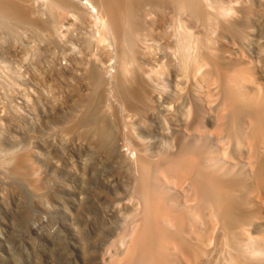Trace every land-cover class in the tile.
Returning a JSON list of instances; mask_svg holds the SVG:
<instances>
[{
    "label": "bare ground",
    "instance_id": "1",
    "mask_svg": "<svg viewBox=\"0 0 264 264\" xmlns=\"http://www.w3.org/2000/svg\"><path fill=\"white\" fill-rule=\"evenodd\" d=\"M28 31L121 118L98 123L131 179L104 264H264V0H0V53Z\"/></svg>",
    "mask_w": 264,
    "mask_h": 264
},
{
    "label": "rangeland",
    "instance_id": "2",
    "mask_svg": "<svg viewBox=\"0 0 264 264\" xmlns=\"http://www.w3.org/2000/svg\"><path fill=\"white\" fill-rule=\"evenodd\" d=\"M24 34L0 53V264H104L132 213L130 175L98 134L118 137V107L110 118L86 89L78 50Z\"/></svg>",
    "mask_w": 264,
    "mask_h": 264
}]
</instances>
